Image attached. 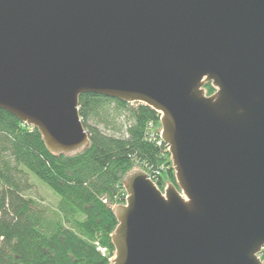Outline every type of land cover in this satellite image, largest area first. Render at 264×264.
<instances>
[{
    "label": "water",
    "instance_id": "95a60500",
    "mask_svg": "<svg viewBox=\"0 0 264 264\" xmlns=\"http://www.w3.org/2000/svg\"><path fill=\"white\" fill-rule=\"evenodd\" d=\"M88 93L159 114L175 182L126 173L108 264H264V0H0V109L71 156Z\"/></svg>",
    "mask_w": 264,
    "mask_h": 264
},
{
    "label": "trees",
    "instance_id": "16d2710c",
    "mask_svg": "<svg viewBox=\"0 0 264 264\" xmlns=\"http://www.w3.org/2000/svg\"><path fill=\"white\" fill-rule=\"evenodd\" d=\"M206 90L214 92L209 84ZM78 114L89 147L66 156L49 153L36 129L0 109V264H108L112 209L124 202L126 173H157L159 189L175 183L158 113L88 93L78 99ZM30 175L59 197L54 208L25 196Z\"/></svg>",
    "mask_w": 264,
    "mask_h": 264
},
{
    "label": "rangeland",
    "instance_id": "374dc122",
    "mask_svg": "<svg viewBox=\"0 0 264 264\" xmlns=\"http://www.w3.org/2000/svg\"><path fill=\"white\" fill-rule=\"evenodd\" d=\"M119 122L124 124L123 119H120ZM99 129L106 134L111 133L109 130L105 129L102 126H99ZM124 129L125 127H123V130ZM30 183L32 184V188L28 193L25 194V196L35 199L43 207L54 208L56 202L59 201V197L32 175H30Z\"/></svg>",
    "mask_w": 264,
    "mask_h": 264
},
{
    "label": "built area",
    "instance_id": "2783aa9c",
    "mask_svg": "<svg viewBox=\"0 0 264 264\" xmlns=\"http://www.w3.org/2000/svg\"><path fill=\"white\" fill-rule=\"evenodd\" d=\"M149 179L153 182L154 181H157V173H152L150 174V176L148 175ZM154 183V182H153ZM155 184V183H154ZM156 185V184H155ZM157 186V185H156ZM104 203H106V200H103ZM102 253L104 252V250H100Z\"/></svg>",
    "mask_w": 264,
    "mask_h": 264
}]
</instances>
